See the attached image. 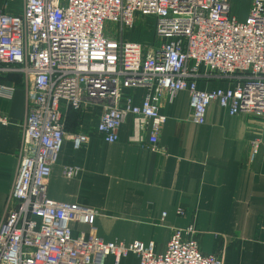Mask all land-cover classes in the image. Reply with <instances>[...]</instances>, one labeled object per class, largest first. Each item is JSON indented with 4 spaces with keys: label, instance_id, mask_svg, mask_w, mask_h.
Masks as SVG:
<instances>
[{
    "label": "built area",
    "instance_id": "obj_1",
    "mask_svg": "<svg viewBox=\"0 0 264 264\" xmlns=\"http://www.w3.org/2000/svg\"><path fill=\"white\" fill-rule=\"evenodd\" d=\"M23 2L20 14L0 13V69L14 67L31 77L15 205L0 226V264H104L110 256L121 264L129 254L139 264H224L201 251L193 226L174 228L160 254L153 242H106L94 227L97 209L51 199L47 184L71 110H100L95 132L107 143L118 141L131 116L129 141L153 151H159L167 121L162 107L181 92L189 93L198 125L213 102L231 116L264 117V0H250L243 22L231 15L232 0ZM139 17L155 19V46L125 40V29ZM200 79L224 80L229 87L202 91ZM141 87L145 95L134 104L133 93L124 90ZM13 91L0 87L5 98ZM8 123L0 114V124ZM89 138L88 132L73 134L74 148ZM79 173L78 167L64 168L66 177ZM73 222L89 225V234L75 237Z\"/></svg>",
    "mask_w": 264,
    "mask_h": 264
},
{
    "label": "crops",
    "instance_id": "obj_2",
    "mask_svg": "<svg viewBox=\"0 0 264 264\" xmlns=\"http://www.w3.org/2000/svg\"><path fill=\"white\" fill-rule=\"evenodd\" d=\"M23 0H0V13L20 14ZM14 67L0 69V226L12 203L20 166V146L28 112L31 77ZM198 89L227 88L224 80H198ZM140 104L143 87L125 89ZM167 121L159 151L131 143L132 117L107 143L96 132L100 110L70 111L65 139L47 184L48 197L98 210L94 227L106 242L154 243L164 253L174 228L193 226L200 249L224 264H264V117L231 116L217 102L207 108L206 122L195 124L188 92L162 107ZM88 132V143L76 150L72 135ZM254 143H257L254 152ZM78 167L77 177L64 175ZM180 212L182 214H180ZM164 213L166 216L164 217ZM73 235H88L90 226L70 225ZM104 264H114L112 256ZM121 264H139L135 254Z\"/></svg>",
    "mask_w": 264,
    "mask_h": 264
},
{
    "label": "rangeland",
    "instance_id": "obj_3",
    "mask_svg": "<svg viewBox=\"0 0 264 264\" xmlns=\"http://www.w3.org/2000/svg\"><path fill=\"white\" fill-rule=\"evenodd\" d=\"M24 5V3H23ZM250 9V0H232V16H236L241 22L245 21L248 17ZM155 19L152 17L144 18L139 17L132 30L125 29V40L140 42L147 47L155 46L157 44L154 33ZM109 32L115 31V27L112 24H108ZM120 28V26H118Z\"/></svg>",
    "mask_w": 264,
    "mask_h": 264
},
{
    "label": "trees",
    "instance_id": "obj_4",
    "mask_svg": "<svg viewBox=\"0 0 264 264\" xmlns=\"http://www.w3.org/2000/svg\"><path fill=\"white\" fill-rule=\"evenodd\" d=\"M71 111H74V110H71ZM75 112H79V111H75ZM70 113V112H69ZM69 116H70V114H68V119H67V122H68V120H69ZM67 124V123H66Z\"/></svg>",
    "mask_w": 264,
    "mask_h": 264
}]
</instances>
